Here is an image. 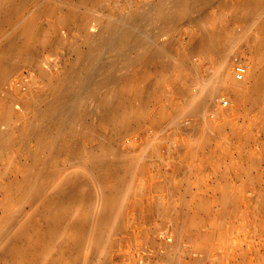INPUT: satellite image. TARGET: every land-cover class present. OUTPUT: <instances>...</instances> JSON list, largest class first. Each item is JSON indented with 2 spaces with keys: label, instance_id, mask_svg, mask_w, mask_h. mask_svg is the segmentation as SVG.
I'll return each mask as SVG.
<instances>
[{
  "label": "rangeland",
  "instance_id": "374dc122",
  "mask_svg": "<svg viewBox=\"0 0 264 264\" xmlns=\"http://www.w3.org/2000/svg\"><path fill=\"white\" fill-rule=\"evenodd\" d=\"M16 1L0 8V264H264V1Z\"/></svg>",
  "mask_w": 264,
  "mask_h": 264
},
{
  "label": "bare ground",
  "instance_id": "6f19581e",
  "mask_svg": "<svg viewBox=\"0 0 264 264\" xmlns=\"http://www.w3.org/2000/svg\"><path fill=\"white\" fill-rule=\"evenodd\" d=\"M250 1H252L253 3H255L256 1H257V3H255V4H257L256 6V8L257 9H259V8H261L260 7V5L262 4V3H259V2H261V1H264V0H250ZM17 1L16 0H0V8H3V7H8V8H11L12 6H14L15 5V3H16ZM204 2H207L206 0H185V1H183V4L184 5H186V7H188V6H190V5H194V6H200L202 3H204ZM258 3H259V5H258ZM264 3V2H263ZM263 5V4H262ZM258 6H259V8H258ZM264 6V5H263ZM263 8V7H262ZM261 10V9H260ZM256 12H257V15H258V12H261V11H258V10H256ZM260 14H262V13H259V15ZM264 14V13H263ZM258 15V16H259ZM131 17L132 16H134V14L133 15H130ZM130 16H129V21H130ZM133 19V18H132ZM131 19V20H132ZM133 20H135V19H133ZM117 22H119V21H117ZM116 21H114V22H112L111 24H110V26H109V29L113 32V33H111V35L112 34H114L113 36H112V38H113V40H115L116 38H117V40H118V38H120V37H122V36H125V35H128L129 33H130V30L128 29V26H127V24H126V22H128V21H124V22H122V23H117ZM24 30V29H23ZM110 30H109V32H110ZM25 31V30H24ZM108 32V35L110 34ZM111 37V36H110ZM108 38H109V36H108ZM107 38V39H108ZM106 39V37H105V39H104V41L105 40H107ZM109 40V39H108ZM110 40H111V38H110ZM102 42V41H101ZM106 42V41H105ZM105 42H103V43H105ZM112 42V41H111ZM110 42V43H111ZM101 44V43H100ZM102 45V44H101ZM101 45H98L99 47L101 46ZM93 51V50H92ZM89 52V57H90V59H94V58H96V56H94L93 55V52ZM263 67V66H262ZM262 67H260L259 68V71H258V73L256 74V75H254V76H251L250 77V89H249V91H251V93L254 95V97L256 98L255 99V102H259L260 103V99H259V97H261V95H262V92H263V89H264V70H263V68ZM90 69H89V66L87 65V64H82V66L80 67V72H81V74L84 76L85 75V78H86V76H88L89 75V73H90ZM230 85V84H229ZM214 92H215V88L213 87V86H210L208 83H206V85H205V88L202 90V92L201 93H199V94H197V96H196V98H195V100H193L192 102H191V105H190V107H193V108H196L197 106H199L200 104H201V102L203 101V100H205V99H207V98H209L211 95H213L214 94ZM99 97H101V96H99ZM100 102L104 105V106H106L107 108H111L112 106H113V102H112V96H102L100 99ZM255 102H252L253 104L255 103ZM256 107H257V105L256 104H254ZM68 107L70 106L69 104L67 105ZM63 108L65 109V106H63ZM58 110H60V111H62V109L61 108H57ZM258 110V109H257ZM53 112V111H52ZM256 112H259V111H256ZM255 112V113H256ZM259 116V115H258ZM48 175V174H47ZM39 177V176H38ZM35 178H37V177H35ZM47 180V179H46ZM35 181H33V183H34ZM36 185H37V183H35ZM40 185H41V183H39ZM33 186V185H32ZM38 187V186H37ZM40 187V186H39ZM33 188H34V186H33ZM36 188V187H35ZM38 189V188H37ZM30 190H33L32 188L30 189ZM34 191V190H33ZM122 191V187H120V188H116L115 189V194L117 195L118 193H120ZM28 193H31L30 191L28 192ZM108 208H112V209H118L119 208V205H118V200H117V198H116V196H109V197H106L105 196V208L104 209H108ZM102 214H103V212L101 213V211L98 213V216L100 215V216H102ZM14 218H12V217H10V218H7V219H5L4 220V227H8V226H10L11 224H14ZM92 240H93V242H94V244H96L97 246H99L100 245V243H101V241H100V239L98 238V236H93V238H92ZM175 261H176V258H175Z\"/></svg>",
  "mask_w": 264,
  "mask_h": 264
},
{
  "label": "built area",
  "instance_id": "2783aa9c",
  "mask_svg": "<svg viewBox=\"0 0 264 264\" xmlns=\"http://www.w3.org/2000/svg\"><path fill=\"white\" fill-rule=\"evenodd\" d=\"M233 72H234L235 78H237V79L242 78L244 73H245L244 64L242 62H240V61H235L234 67H233ZM220 101L223 104L227 103V101L224 98H221Z\"/></svg>",
  "mask_w": 264,
  "mask_h": 264
}]
</instances>
